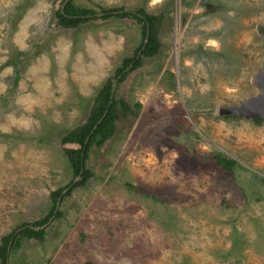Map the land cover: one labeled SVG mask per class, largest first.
<instances>
[{
	"label": "rangeland",
	"instance_id": "374dc122",
	"mask_svg": "<svg viewBox=\"0 0 264 264\" xmlns=\"http://www.w3.org/2000/svg\"><path fill=\"white\" fill-rule=\"evenodd\" d=\"M73 1L163 13L161 46L117 81L131 111L118 110L113 135L91 145L92 175L8 264H264V119L219 114L257 92L264 0ZM60 2L0 0V239L78 178L64 153L78 144L61 136L142 39L132 16L64 27Z\"/></svg>",
	"mask_w": 264,
	"mask_h": 264
},
{
	"label": "trees",
	"instance_id": "16d2710c",
	"mask_svg": "<svg viewBox=\"0 0 264 264\" xmlns=\"http://www.w3.org/2000/svg\"><path fill=\"white\" fill-rule=\"evenodd\" d=\"M62 1L63 0H61L60 5ZM60 5L55 9V16L57 17V23L64 27H76L92 18L132 16L141 24L142 39L139 45L135 48L132 55L122 58L121 63L115 68L113 76L107 77L102 82L92 99L85 121L66 130L61 136V141L63 143L71 142L78 144L77 147H65L64 153L67 157L70 167L72 168L74 177L80 175L79 179L73 184L71 180L65 186L59 187L50 192L52 203L48 212L44 216L31 222H22L10 232L1 236L0 264H6V252L10 239H12L10 250L18 247L22 238L36 237L38 239H42L46 233V230L41 226L46 223L49 217L53 214L56 200L60 196L62 189L68 187L65 192V194H68L74 186L85 184L87 179L92 175V171L85 165L91 145H99L113 135L115 130V119L118 115V110H121L124 114L131 111L130 105L124 99L116 98L115 93L111 98V86L113 79L119 76L118 82L122 81L130 71L142 64L144 57L156 55L159 52L161 46V42L158 37V31L160 25L163 22V13L147 12L143 7H138L133 10H126L122 6L100 7L98 10H96L93 7L77 5L73 0L67 1L63 7V11H61ZM146 33H148V35L145 40ZM21 69L22 66H17L15 68L14 83L18 81ZM109 102V109L104 118L96 126L93 132L90 133L93 125L108 107ZM254 120L256 122H260L262 118H254ZM88 135L89 140L87 143H85V138ZM213 158L217 165L228 170L232 169L236 163L233 158L227 157L220 153H215ZM81 169L82 171L80 172ZM61 214L62 211L58 210L55 216L59 217Z\"/></svg>",
	"mask_w": 264,
	"mask_h": 264
},
{
	"label": "water",
	"instance_id": "95a60500",
	"mask_svg": "<svg viewBox=\"0 0 264 264\" xmlns=\"http://www.w3.org/2000/svg\"><path fill=\"white\" fill-rule=\"evenodd\" d=\"M67 1L68 0L62 1L61 11H63V7L67 3ZM263 30H264V27H263ZM147 35H148V33H146L145 40L147 38ZM118 78H119V76H117L112 83L111 98L113 97V93H114ZM251 82L257 88V92L253 95L246 97L244 100H242L240 102L231 103V104H228L225 106H221L219 108V114H230V115L245 117V118H263L264 119V68L257 70L252 75ZM110 102L108 104V107L105 109V111L101 115V117L93 125V128H92L90 133L93 132V130L96 128V126L104 118L105 114L107 113V111L109 109ZM88 140H89V135L86 136L85 143H87ZM81 171H82V169L80 170V172ZM77 177L79 178L80 175H77ZM78 178H76V179H78ZM76 179L72 181V184L76 181ZM67 189H68V187H65L62 189L60 196L56 200V204H55L53 214L49 217V219L46 221V223H44L41 227L44 228V226L52 220V218L54 217V215L56 214V212L58 210V204H59L60 198H61L62 194L64 192H66ZM33 228H38V227H33ZM11 244H12V239H10L8 242V247H7V252H6V256H7L6 264L9 263V251H10Z\"/></svg>",
	"mask_w": 264,
	"mask_h": 264
}]
</instances>
